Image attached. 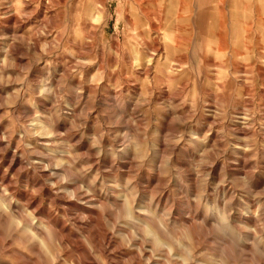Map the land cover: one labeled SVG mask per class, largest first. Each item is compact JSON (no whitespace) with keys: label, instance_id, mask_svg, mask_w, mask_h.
<instances>
[{"label":"rangeland","instance_id":"374dc122","mask_svg":"<svg viewBox=\"0 0 264 264\" xmlns=\"http://www.w3.org/2000/svg\"><path fill=\"white\" fill-rule=\"evenodd\" d=\"M0 264H264V0H0Z\"/></svg>","mask_w":264,"mask_h":264},{"label":"bare ground","instance_id":"6f19581e","mask_svg":"<svg viewBox=\"0 0 264 264\" xmlns=\"http://www.w3.org/2000/svg\"><path fill=\"white\" fill-rule=\"evenodd\" d=\"M22 163V162H21ZM13 164V163H12ZM11 165H9L8 167H10ZM23 167V166H22ZM18 170H19V168H18ZM6 179V178H5ZM157 179V178H156ZM3 182H4V180H3ZM10 186V185H9ZM13 187V186H12ZM5 195V194H4ZM153 196V195H152ZM155 199V198H154ZM157 199V198H156ZM30 201V200H29ZM33 202V201H32ZM32 206V205H31ZM35 207V206H34ZM39 209V208H38ZM37 209V210H38ZM35 211H36V209H34ZM38 213V212H37ZM34 214V213H33ZM52 220V219H51ZM53 221V220H52ZM54 224V223H53ZM63 229V228H62Z\"/></svg>","mask_w":264,"mask_h":264}]
</instances>
